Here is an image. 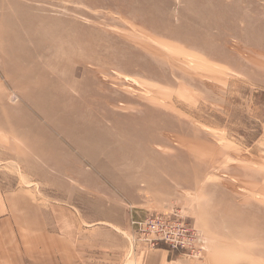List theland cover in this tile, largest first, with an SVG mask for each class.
Wrapping results in <instances>:
<instances>
[{
  "label": "rangeland",
  "instance_id": "374dc122",
  "mask_svg": "<svg viewBox=\"0 0 264 264\" xmlns=\"http://www.w3.org/2000/svg\"><path fill=\"white\" fill-rule=\"evenodd\" d=\"M0 182L264 264V0H0Z\"/></svg>",
  "mask_w": 264,
  "mask_h": 264
},
{
  "label": "crops",
  "instance_id": "0c3cea01",
  "mask_svg": "<svg viewBox=\"0 0 264 264\" xmlns=\"http://www.w3.org/2000/svg\"><path fill=\"white\" fill-rule=\"evenodd\" d=\"M74 202L73 198L34 201L28 196L7 195L0 186V264L173 262L169 249L141 245L144 248L137 245L134 252L135 262H130L126 219L101 215L96 221H88ZM100 227H104L108 240L98 238Z\"/></svg>",
  "mask_w": 264,
  "mask_h": 264
},
{
  "label": "built area",
  "instance_id": "2783aa9c",
  "mask_svg": "<svg viewBox=\"0 0 264 264\" xmlns=\"http://www.w3.org/2000/svg\"><path fill=\"white\" fill-rule=\"evenodd\" d=\"M130 225L136 236L130 235L129 243L145 247L167 246L170 253L179 251L188 254V250H198L194 244L197 231L186 221L180 208H173L166 214H155L133 219L130 213ZM202 248V247H201Z\"/></svg>",
  "mask_w": 264,
  "mask_h": 264
},
{
  "label": "trees",
  "instance_id": "16d2710c",
  "mask_svg": "<svg viewBox=\"0 0 264 264\" xmlns=\"http://www.w3.org/2000/svg\"><path fill=\"white\" fill-rule=\"evenodd\" d=\"M162 247L167 248V246H162ZM167 249H168V248H167ZM170 257H171V254H170Z\"/></svg>",
  "mask_w": 264,
  "mask_h": 264
}]
</instances>
